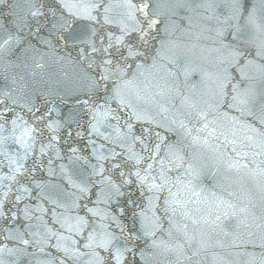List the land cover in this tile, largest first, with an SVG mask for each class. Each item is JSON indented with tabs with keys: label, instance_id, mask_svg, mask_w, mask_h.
<instances>
[{
	"label": "snow or ice",
	"instance_id": "snow-or-ice-1",
	"mask_svg": "<svg viewBox=\"0 0 264 264\" xmlns=\"http://www.w3.org/2000/svg\"><path fill=\"white\" fill-rule=\"evenodd\" d=\"M0 264H264V0H0Z\"/></svg>",
	"mask_w": 264,
	"mask_h": 264
},
{
	"label": "water",
	"instance_id": "water-1",
	"mask_svg": "<svg viewBox=\"0 0 264 264\" xmlns=\"http://www.w3.org/2000/svg\"><path fill=\"white\" fill-rule=\"evenodd\" d=\"M52 71H53V72H55V71H56V69H53Z\"/></svg>",
	"mask_w": 264,
	"mask_h": 264
}]
</instances>
